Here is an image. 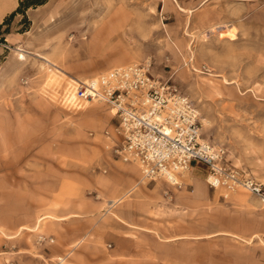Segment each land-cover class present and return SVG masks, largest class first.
Here are the masks:
<instances>
[{
  "label": "rangeland",
  "instance_id": "obj_1",
  "mask_svg": "<svg viewBox=\"0 0 264 264\" xmlns=\"http://www.w3.org/2000/svg\"><path fill=\"white\" fill-rule=\"evenodd\" d=\"M42 1L0 30L5 250L15 236L34 254L75 251L69 264H264L262 201L209 188L201 165L180 189L143 179L103 137L110 107L61 100L71 79L149 59L203 139L264 185V0Z\"/></svg>",
  "mask_w": 264,
  "mask_h": 264
},
{
  "label": "built area",
  "instance_id": "obj_2",
  "mask_svg": "<svg viewBox=\"0 0 264 264\" xmlns=\"http://www.w3.org/2000/svg\"><path fill=\"white\" fill-rule=\"evenodd\" d=\"M61 100L73 107L88 103L110 107L116 124L103 137L115 156L137 164L143 179L163 180L180 189L181 176L201 165L209 188L246 191L264 203V185L231 165L223 146L203 139L193 102L169 79L154 76L149 59L74 79Z\"/></svg>",
  "mask_w": 264,
  "mask_h": 264
},
{
  "label": "crops",
  "instance_id": "obj_3",
  "mask_svg": "<svg viewBox=\"0 0 264 264\" xmlns=\"http://www.w3.org/2000/svg\"><path fill=\"white\" fill-rule=\"evenodd\" d=\"M17 4L18 0H0V22H2L3 18L8 13L16 8ZM196 182L197 181L195 180V183ZM14 238L16 237L10 236L8 239L9 244L14 243L12 244L13 250H10L9 248L8 251L5 250V247L7 246L5 242L3 243V240H0V264H6V262H10L12 264H69L71 263L72 256L75 252L73 251L67 254L64 252L63 245L62 247L57 245L46 249V251L38 249L40 251L37 254H34L31 251L32 249L30 248V244H19L20 242L17 243L18 241H13ZM35 248L36 247H34V250H37V248Z\"/></svg>",
  "mask_w": 264,
  "mask_h": 264
},
{
  "label": "trees",
  "instance_id": "obj_4",
  "mask_svg": "<svg viewBox=\"0 0 264 264\" xmlns=\"http://www.w3.org/2000/svg\"><path fill=\"white\" fill-rule=\"evenodd\" d=\"M29 1H30V0H20V1H19V5H18V8H17L15 11H13V12L9 15V17H7L2 23H0V30L2 29L3 26L8 25L10 19H11L16 13H19L20 8H24V9H25V8L29 7L30 5H32V4L40 5V4L43 3L42 0H36L34 3H30ZM29 3H30V4H29ZM5 32H7V29H5Z\"/></svg>",
  "mask_w": 264,
  "mask_h": 264
},
{
  "label": "bare ground",
  "instance_id": "obj_5",
  "mask_svg": "<svg viewBox=\"0 0 264 264\" xmlns=\"http://www.w3.org/2000/svg\"><path fill=\"white\" fill-rule=\"evenodd\" d=\"M5 3H6V2H5ZM9 3H10V2H9ZM5 5H6V4H5ZM105 24L108 25L109 23H105ZM19 55H20V54H19ZM20 58H22V57H20ZM23 58H24V57H23ZM73 81H74V80L71 79V84L67 86L66 90H67L68 88H69V90H70L71 87H73ZM69 86H70V87H69ZM66 90H65V93L69 91V90H67V91H66ZM88 104H90V103H88ZM85 105H87V104H85ZM204 181H205V180H204ZM205 184H206V182H205Z\"/></svg>",
  "mask_w": 264,
  "mask_h": 264
}]
</instances>
